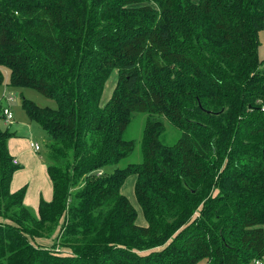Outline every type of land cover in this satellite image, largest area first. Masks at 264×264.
<instances>
[{
	"label": "trees",
	"instance_id": "1",
	"mask_svg": "<svg viewBox=\"0 0 264 264\" xmlns=\"http://www.w3.org/2000/svg\"><path fill=\"white\" fill-rule=\"evenodd\" d=\"M263 28L264 0H0V87L56 102L22 100L48 135L36 212L0 129V264H264Z\"/></svg>",
	"mask_w": 264,
	"mask_h": 264
},
{
	"label": "rangeland",
	"instance_id": "2",
	"mask_svg": "<svg viewBox=\"0 0 264 264\" xmlns=\"http://www.w3.org/2000/svg\"><path fill=\"white\" fill-rule=\"evenodd\" d=\"M258 58L260 62L264 63V28L259 33ZM3 74L5 81L3 85L0 87V98L2 94L6 92L8 96L12 97L13 100L11 102H7L6 100L0 101V108L8 107L12 111L13 120L10 124H5L0 114V129L1 130L8 129L9 132L14 135L12 138L15 140L14 142H12V144H16L17 146H19V149L23 150L22 160H20L19 164H17L19 170L16 172V173H21L22 171H25L23 172V174H19L21 177L20 178L21 184L27 186V188L30 189L31 188L35 189L36 187L42 188L40 181L38 184V179L41 176H43L42 171L45 173V169L47 167L45 148L48 143V135L37 123L31 122L27 118L22 108V100L23 99L29 100L41 108H55L56 102L53 99L45 97L43 94H41L40 92L34 89L10 88L8 86L9 83L8 70L3 69ZM115 81H116V76H113L111 83H109V87L107 88V92L109 94H111L112 92L113 89L112 85ZM145 118H146L145 114H135L132 117V121L126 130L125 138L135 141L136 148L134 152L127 159L121 162V166L127 163H134L140 160L139 140L141 137V132ZM165 127L166 129L164 130V133L162 134L160 140L165 144H173L178 138V131L167 123H165ZM30 144H38L40 147V151L35 152L31 147H29ZM19 157L20 156H18V158ZM43 177L44 179L47 180L45 174ZM15 181H18V178ZM134 181H135V177L130 176L126 180L122 190H125L124 195L129 199L132 205H134L135 203V206L138 208V211L140 213V209L136 203L133 194ZM30 209L33 212H36V209H33L31 207ZM137 223L142 224L141 220L138 221Z\"/></svg>",
	"mask_w": 264,
	"mask_h": 264
},
{
	"label": "crops",
	"instance_id": "3",
	"mask_svg": "<svg viewBox=\"0 0 264 264\" xmlns=\"http://www.w3.org/2000/svg\"><path fill=\"white\" fill-rule=\"evenodd\" d=\"M6 95H8V94L6 93ZM14 140L15 139L12 138L8 141V150H9V154L11 155V157L16 161L17 164H19V161L22 160V157H23L22 156L23 150L19 149V146H17L16 144H12V142H14ZM29 147H31V146L29 145ZM20 150H22V151H20ZM18 156H20V157L18 158ZM23 172H25V171H22L21 173H15L14 174L12 182H11V191L12 192L17 191L24 186L21 184V180H20L21 177L19 175V174H23ZM44 174L46 175L47 180L44 179V177H43ZM42 175L43 176H41L38 179V184L40 181L42 188L41 187H36L35 189L27 188L25 200H24V204L26 206H28V207L30 206L31 208L36 209V210H37L40 199H43L45 201H50L52 198V188H50L51 183H50L49 178L47 176L46 169H45V173L42 171ZM17 178H18V181H15ZM51 244L52 243L50 240H43L41 242V245H45V246H51Z\"/></svg>",
	"mask_w": 264,
	"mask_h": 264
},
{
	"label": "built area",
	"instance_id": "4",
	"mask_svg": "<svg viewBox=\"0 0 264 264\" xmlns=\"http://www.w3.org/2000/svg\"><path fill=\"white\" fill-rule=\"evenodd\" d=\"M2 100H6L7 102L12 101V97L6 95V92H4L0 98V101ZM2 118L3 121L5 122V124H10L13 120V114L12 111L6 107V108H2ZM31 148L35 151V152H39L40 151V147L38 144H30ZM13 164H17L16 161H13ZM101 173H99L100 175ZM254 264H262L261 261H255Z\"/></svg>",
	"mask_w": 264,
	"mask_h": 264
}]
</instances>
